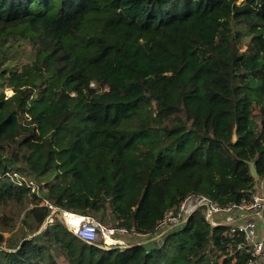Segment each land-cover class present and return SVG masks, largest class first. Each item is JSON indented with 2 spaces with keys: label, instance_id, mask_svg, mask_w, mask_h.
Returning a JSON list of instances; mask_svg holds the SVG:
<instances>
[{
  "label": "trees",
  "instance_id": "16d2710c",
  "mask_svg": "<svg viewBox=\"0 0 264 264\" xmlns=\"http://www.w3.org/2000/svg\"><path fill=\"white\" fill-rule=\"evenodd\" d=\"M263 179L264 0H0V264H246L205 209L151 250L44 223L152 238L187 196Z\"/></svg>",
  "mask_w": 264,
  "mask_h": 264
},
{
  "label": "built area",
  "instance_id": "2783aa9c",
  "mask_svg": "<svg viewBox=\"0 0 264 264\" xmlns=\"http://www.w3.org/2000/svg\"><path fill=\"white\" fill-rule=\"evenodd\" d=\"M48 207L51 214L45 227L61 220L77 238L103 249L130 248L133 246L130 244L132 238L143 237L134 228L131 231L124 227L111 228L90 215L62 211L49 204ZM55 209L60 213L59 218L54 217ZM199 209H205V219L212 227L229 228L226 233L233 243L228 245V252L247 255L246 264H264V179L249 198H243L239 203L221 206L208 196H187L177 210L165 213L156 227L155 236L161 237L177 226L188 223ZM108 238L111 242L107 241ZM238 238H242V242L235 244Z\"/></svg>",
  "mask_w": 264,
  "mask_h": 264
},
{
  "label": "water",
  "instance_id": "95a60500",
  "mask_svg": "<svg viewBox=\"0 0 264 264\" xmlns=\"http://www.w3.org/2000/svg\"><path fill=\"white\" fill-rule=\"evenodd\" d=\"M234 141L236 142V139H234ZM249 166H250V172H251L252 177L255 180H257L259 178V174H258V170H257V168L255 166V163L254 162H250ZM46 221H47V219H46ZM46 221H45V223H46ZM45 223H44V227H45ZM186 228H187V223H183L182 225L177 226L176 228L170 230L168 233L162 235L161 237L154 236V237L148 239L146 242H143V243H141L139 245H144L145 248L149 249V250H151V249H161L164 246L165 242L168 240L169 237L174 236L177 233L182 232Z\"/></svg>",
  "mask_w": 264,
  "mask_h": 264
},
{
  "label": "rangeland",
  "instance_id": "374dc122",
  "mask_svg": "<svg viewBox=\"0 0 264 264\" xmlns=\"http://www.w3.org/2000/svg\"><path fill=\"white\" fill-rule=\"evenodd\" d=\"M243 2H244V0H239V3L240 4L243 3ZM9 92H11V93H9ZM13 93L14 92H13L12 89H7L5 91V94H6L7 97H11L13 95ZM256 187H259V185H257ZM54 211L56 212V215H54V217H58L59 218V214L60 213L57 212V209H55ZM148 239H150V237H147V236H145V237L143 236V237L132 238L130 240V244H132L133 246L139 245V244H141L143 242H146Z\"/></svg>",
  "mask_w": 264,
  "mask_h": 264
},
{
  "label": "bare ground",
  "instance_id": "6f19581e",
  "mask_svg": "<svg viewBox=\"0 0 264 264\" xmlns=\"http://www.w3.org/2000/svg\"><path fill=\"white\" fill-rule=\"evenodd\" d=\"M107 241H108V242H111V239H110V238H108V239H107Z\"/></svg>",
  "mask_w": 264,
  "mask_h": 264
}]
</instances>
